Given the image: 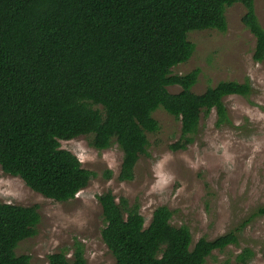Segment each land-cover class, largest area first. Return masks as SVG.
<instances>
[{"label": "trees", "instance_id": "1", "mask_svg": "<svg viewBox=\"0 0 264 264\" xmlns=\"http://www.w3.org/2000/svg\"><path fill=\"white\" fill-rule=\"evenodd\" d=\"M242 4L244 26L256 38L253 59L264 61V28L255 0H0V167L33 191L68 202L97 175L62 148V141L90 138L123 157L118 179H135V168L160 131L154 113L165 110L181 122L174 152L194 143L202 117L217 113V126L230 122L228 96L249 97L250 80L223 81L193 92L201 70L174 74L188 62L194 31L226 32V11ZM180 87L171 93L170 87ZM112 173L107 174L110 179ZM105 227L102 240L116 264H206L215 251L240 244L248 219L214 240L193 244L187 226L171 224L173 212L158 207L146 226L139 205L112 192L98 196ZM264 216V206L252 217ZM251 217V218H252ZM39 206L0 202V264H31L18 255L21 242L37 234ZM252 248L236 256L250 264ZM49 264H88L76 243L73 258L50 254ZM226 261L223 264H229Z\"/></svg>", "mask_w": 264, "mask_h": 264}, {"label": "rangeland", "instance_id": "2", "mask_svg": "<svg viewBox=\"0 0 264 264\" xmlns=\"http://www.w3.org/2000/svg\"><path fill=\"white\" fill-rule=\"evenodd\" d=\"M255 10L264 28V0H255ZM246 13V7L235 4L226 11V32L188 34L195 52L173 73L201 70L193 92L202 94L223 81L245 83L248 79L254 92L249 97L224 99L230 122L222 126L216 124L215 110L208 118L202 117L194 143L186 150L170 149L180 139L181 122L159 109L154 118L161 129L149 134L150 145L135 168L133 181L118 179L123 154L117 144L97 150L87 137L61 142L63 149L97 175L68 202L46 198L0 167V202L38 205L41 215L37 234L19 244L18 255L30 256L31 264H49V255L57 252L72 259L75 244L81 243L88 264H116L102 240L105 221L98 200L112 192L117 200L125 197L130 205H139L146 226L158 207H168L173 212L171 224L189 227L193 244L201 238L214 240L251 219L240 244L215 251L206 264H236V256L247 247L255 252L250 264H264V216L252 217L264 206V61L253 59L256 38L242 23ZM169 91L178 93L181 88Z\"/></svg>", "mask_w": 264, "mask_h": 264}]
</instances>
